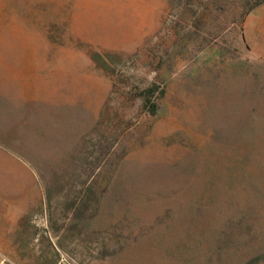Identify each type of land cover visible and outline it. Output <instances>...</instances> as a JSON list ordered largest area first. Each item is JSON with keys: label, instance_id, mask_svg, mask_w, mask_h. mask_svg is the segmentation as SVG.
Returning a JSON list of instances; mask_svg holds the SVG:
<instances>
[{"label": "rangeland", "instance_id": "rangeland-1", "mask_svg": "<svg viewBox=\"0 0 264 264\" xmlns=\"http://www.w3.org/2000/svg\"><path fill=\"white\" fill-rule=\"evenodd\" d=\"M40 90L75 118L0 128V264L178 227L201 248L161 254L264 264V0H0V102Z\"/></svg>", "mask_w": 264, "mask_h": 264}, {"label": "crops", "instance_id": "crops-1", "mask_svg": "<svg viewBox=\"0 0 264 264\" xmlns=\"http://www.w3.org/2000/svg\"><path fill=\"white\" fill-rule=\"evenodd\" d=\"M33 92L35 93L32 94ZM30 93L31 94H29L28 91L18 92L17 95L21 101L10 103H7L6 101L0 102V128L8 131H13L14 129H27L26 127L30 124L29 122H40V120L49 121L50 117L59 119L61 116H65V114H69V116L75 118V112L72 109L74 104L69 106V110L61 111V107L58 104L56 97H53L54 102L51 104V98L47 92L44 93L40 90L32 91ZM29 116H32V119H30ZM193 193H195L194 190L191 194L193 195ZM184 207L185 204L181 205L182 209H184ZM200 234V229L196 228L178 227L175 229H164L161 233L162 236L153 240L152 243H150V247L145 248V255L141 256L139 253L140 255L138 254L139 256L136 259L118 260L115 264H196L194 261H197L199 262L197 264H200V259L192 261L190 260L191 258H188L189 261H187L181 257V254V256L175 254L179 253L176 248L179 247V245L185 246L187 244L188 247H192L191 249L193 250L200 249L201 241L199 238L195 237ZM186 236L189 237L186 238ZM172 247L173 249H171ZM168 248L172 250V253H175L170 256L160 253Z\"/></svg>", "mask_w": 264, "mask_h": 264}, {"label": "trees", "instance_id": "trees-1", "mask_svg": "<svg viewBox=\"0 0 264 264\" xmlns=\"http://www.w3.org/2000/svg\"><path fill=\"white\" fill-rule=\"evenodd\" d=\"M154 107H155V105H154Z\"/></svg>", "mask_w": 264, "mask_h": 264}]
</instances>
